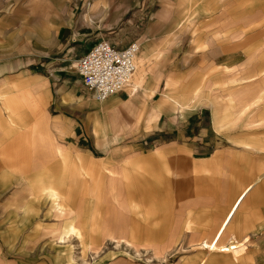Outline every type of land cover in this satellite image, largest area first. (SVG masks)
I'll list each match as a JSON object with an SVG mask.
<instances>
[{
	"label": "crops",
	"instance_id": "obj_1",
	"mask_svg": "<svg viewBox=\"0 0 264 264\" xmlns=\"http://www.w3.org/2000/svg\"><path fill=\"white\" fill-rule=\"evenodd\" d=\"M30 2L0 16V26L5 30L6 37L7 30L17 22L14 26H21L23 30L16 34L17 38L22 37L23 32L26 38L46 43L49 45L48 51L43 52L42 57L52 59H39L37 64L43 66V71L37 67L22 70L23 64L28 63L22 59L5 58L1 62L0 103L3 100V106H0V135L15 132L25 134L22 149L27 150L28 155L32 154L33 158L29 160L25 157L19 165L20 169H5L12 162L0 164V167L4 168L1 171L8 173L3 174L5 180L20 179L22 188H29L34 198L45 195L50 199L51 208L57 209L55 218L62 219H55L53 227L52 223L41 217L36 219L39 209L23 205L19 212L22 228L30 224L35 226L36 223L35 229L52 226L56 233L59 232L57 243L51 244L57 256L62 252L59 249L62 244L73 236L84 243L87 237L92 239L111 235L113 242L132 248L130 251L139 257L116 256L110 259L102 256L94 264H264L262 139L251 142L247 138L253 134L233 135L239 136L237 140L244 143L235 146L232 152L231 146H226L223 138L208 131L203 118L196 111L201 104L209 106L215 127L221 132L226 127L224 121L228 116L220 114V95L206 91L202 85L182 94L174 93L168 85L162 91L157 85H150L148 74L151 60L156 59L162 51H154L141 40L138 41V55L142 56L143 62L140 72L137 70L136 77H133L134 80L136 78L137 88L133 91L132 80L127 89L106 100H98L94 96L95 100L89 101V109L84 112L83 122L78 121L77 103L86 98L84 94L78 93L77 82L83 85V81L74 64L99 38L71 45L77 38L68 36V27L73 18L67 12L66 1L36 0L33 5ZM100 2L104 8L110 7L107 0ZM215 5L216 0H186L185 15L177 20L176 27L169 31V35L173 36L176 28L188 24L193 26L191 31L195 32L198 18ZM29 6L43 11L37 12L38 21L29 19ZM90 6L92 2L88 0L87 12L91 10ZM103 6L97 7L96 12L104 13ZM86 15L88 13L82 17L93 21V16L87 18ZM55 22L59 27H56ZM243 42L239 47H232L231 42H221L215 36H209L197 44H188L185 53L194 57L195 68L223 66L228 70L238 66L236 61L242 54L240 51H249L247 47L251 45L250 40ZM56 50L64 52L63 57L51 54ZM14 69L21 70L22 78L10 82L8 75ZM20 80H25L26 84H19ZM21 85L24 95L18 97L16 92L19 90L16 89ZM159 91L162 95L156 99ZM246 106H242V112ZM184 112H190V115L186 123L179 125L177 115L181 116ZM239 113L234 111L236 115ZM152 115L156 116L152 128L149 130L148 127L138 126L137 132L130 134L136 143L126 147H140L142 142H163L167 145L155 147L149 152H145L144 147L135 149L137 152L130 150L132 155L125 156L131 158H126L123 167L109 166V158L93 157L91 150L79 145V138L86 136L88 131L92 132L98 146L109 141V118L119 123L132 122L137 125ZM166 117L172 118L173 122ZM79 124H84V134L78 135ZM60 134H64V142L58 138ZM74 137L75 141L72 139ZM120 137L118 135L115 139ZM247 150L250 152L248 156L244 154ZM12 171L17 174H11ZM111 171L120 174L111 180L119 183L116 189L123 200L122 209L126 217L122 221L128 225H120V219L114 221L109 218L104 205L98 211L100 218L92 215L93 195H97L98 191L101 197L108 195ZM45 174H51L52 178L47 180ZM3 175L0 179H4ZM77 192L85 197L84 201L79 202L83 206L75 210L67 208L68 203L65 205L62 202L74 197ZM122 227H126L123 232L126 237L116 235L122 231ZM95 232L97 234H93ZM223 235H233L237 245L234 248L227 247L233 240L226 244L219 243ZM238 238L249 241L245 252H242L244 245L239 244ZM25 240L26 237L23 242ZM190 244L197 248L188 251ZM212 244L215 247H210ZM177 251L188 252L177 262L165 259L166 253ZM227 252H231L234 258ZM240 252L246 255L241 258ZM150 256L161 259L150 263L146 261L152 259ZM239 258L240 261H237ZM15 264L47 263L22 260Z\"/></svg>",
	"mask_w": 264,
	"mask_h": 264
},
{
	"label": "rangeland",
	"instance_id": "obj_2",
	"mask_svg": "<svg viewBox=\"0 0 264 264\" xmlns=\"http://www.w3.org/2000/svg\"><path fill=\"white\" fill-rule=\"evenodd\" d=\"M30 1V5L36 2V0ZM65 1L67 12L71 13L73 18L71 26L68 27V36L69 38H77L76 41L71 42V45L105 38L120 48L126 43L129 44L132 41L141 40L144 45H148L154 51L161 50L160 55L156 59L151 60L148 74V83L150 85H157L161 91L164 86L168 85L174 93L180 94L196 86H204L206 91L220 95L221 100L218 102L220 114L228 116L227 120L224 121L226 127L220 132L215 127L212 109L207 105L201 104L196 111L203 118L205 127L208 128L209 132L216 133L220 138H223L224 144L231 146L230 150L232 152H234L235 146L244 143L237 140L239 136L233 137V135L237 136L236 134H253V136L247 138V141L253 142L252 140L254 139L255 141H261L262 139V143H264V0H216L217 5L198 18L199 22L195 26V32L191 31L193 26L188 24L185 27L176 28L173 36L169 35V31L176 27L177 20L185 15L186 0H107L110 2L108 10L100 4L101 0H89L92 2V8L89 12L86 11L88 0ZM26 2L28 3L29 0H0V16L7 12L15 11L17 7L25 5ZM100 6H103L102 12L104 13L96 12L97 7L101 8ZM28 9L29 12L31 11L29 19L38 21L37 12L43 11L36 7H34V10L31 6ZM85 13H88L87 18L93 16V21L84 19L82 15L85 17ZM218 16L222 17L216 19L215 17ZM16 23L14 22L10 30H7L6 37L4 35L5 30L0 26V68L1 62L5 58L22 59L23 61H28L27 64H23L22 70L37 67V69L43 71V66L41 67L37 62H39V59L40 61L52 59L42 57L43 52L48 51L49 45L44 42H38L35 38H26L23 32L22 37L17 38L16 34L23 30L21 26L16 28L14 26ZM55 24L57 25L56 27H59L57 22ZM209 36H215L221 42H231L232 47H239L246 39L250 40L251 45L249 44V47H247L249 51L244 53L240 51L242 54L236 61L238 65L236 67L228 70L223 66L204 69L195 68L194 57L185 53L186 46L188 44H197ZM19 43L21 45L17 48ZM63 53L56 50L51 54L54 57H63ZM136 56H138V52ZM20 73L21 70L14 69L8 75V80L13 82L18 80L19 77L22 78ZM134 82H136V79ZM18 83L23 85L26 84V81L20 80ZM22 85L16 89L17 91L19 90V92H16L18 97L24 95L22 92L24 87ZM77 88L78 93L84 94V98H86L83 101H78L76 106L77 120L83 122L84 112L89 109V101L95 100V95L83 86L80 81L77 82ZM161 91L156 94V99L162 95ZM8 96L10 97L9 94H7ZM255 100L257 101L253 103ZM244 105L247 106L245 111L242 112V106ZM0 106H3V100ZM234 111L240 113L236 115ZM189 113L184 112L181 116L177 115L178 120L176 121L180 123L179 125L187 122ZM167 119L172 120V118ZM155 120L156 116L152 115L144 121L141 120L136 125L132 124V122L119 123L116 122V119L109 118V123L107 119V125L111 128L108 134L109 141L103 142L104 145L102 146H98L92 132L88 131L86 136L82 135V138H79V145L85 150L86 148L91 150L93 157L109 158V166L123 167L128 157L125 155H132L131 152L129 153L130 150L137 152L135 149L144 147V151L149 152L150 149L152 150L155 147L167 145L163 142L154 144L152 142H142L143 145L140 147L133 146L132 149L126 147L128 144L136 143L130 138V134L136 133L138 126L148 127L150 130ZM77 128L78 135L84 134V124H79ZM15 133L0 135V164L5 162L11 164L12 162V165L5 168L9 170L20 169L19 165H21L25 157L29 158V160L33 158L32 154L28 155L27 150L22 149L25 134H21L22 132ZM118 135L119 137L123 136V138L120 137V139L116 140L115 137ZM58 138L62 142L66 139L64 134L58 135ZM72 139L75 141L76 137ZM243 140L245 141V138ZM249 153L247 150L244 154L248 156ZM262 153L261 158L264 163V149ZM3 169V167H0V176L8 174L1 171ZM12 173L17 174L16 171H12ZM118 175L120 174L109 172L110 187L106 197H101L99 195L100 191H98L97 195H93L92 215L95 218L96 216L100 218L99 208L104 205V207H107L106 215L112 220L120 219V225H124L126 222L122 220L126 217L122 209L123 200H121L116 189L119 183L111 180V178H117ZM45 176L47 180L52 178L51 174H45ZM20 182V179L12 181L5 180V178L0 179V264H15V262H21L22 260L30 263L45 261L47 264H94L95 260L102 256L110 259L116 256H129L139 259L134 254V251H130L132 248L113 242L111 235L92 239L87 237L86 241H88V244L86 245V241L81 243L73 236L70 241L62 244V247L59 248L62 252H60V256H57L55 248L51 244L57 243L59 232L57 231L56 233L53 227L56 222L55 219L62 218H55L57 209L51 208L50 199L46 198L45 195L34 198L30 193V189L22 188ZM84 198L83 194L77 192L74 197L72 196L62 203L65 205L68 203L67 208L77 209L83 206L79 202L84 201ZM102 198H104L103 201H101ZM23 205L27 208L34 207L39 209V215L36 216V219L41 217L46 222L52 223L53 227L47 226L35 229L36 223L35 226L30 224L23 229L19 213L20 206ZM125 229L126 227H122V231H119L116 235H124ZM227 236H221L218 240L219 243L226 244L233 240V235ZM24 237H26L25 242H23ZM124 237L126 236L124 235ZM238 240L240 245H244L242 252H245L249 241H245L242 238H238ZM190 245L188 246V251H194L197 248L193 244ZM188 251L168 252L165 255L167 257L164 258L177 262ZM226 254L234 258L231 252ZM241 255V258H243L246 253H241ZM151 258V260H146L143 257V260L151 263L161 259L157 256H152ZM241 258L237 261H240Z\"/></svg>",
	"mask_w": 264,
	"mask_h": 264
},
{
	"label": "built area",
	"instance_id": "obj_3",
	"mask_svg": "<svg viewBox=\"0 0 264 264\" xmlns=\"http://www.w3.org/2000/svg\"><path fill=\"white\" fill-rule=\"evenodd\" d=\"M139 48L138 40L120 48L100 38L77 59L74 67L83 85L98 100H106L129 85L136 71L133 57Z\"/></svg>",
	"mask_w": 264,
	"mask_h": 264
},
{
	"label": "bare ground",
	"instance_id": "obj_4",
	"mask_svg": "<svg viewBox=\"0 0 264 264\" xmlns=\"http://www.w3.org/2000/svg\"><path fill=\"white\" fill-rule=\"evenodd\" d=\"M106 4V3H105ZM107 5V4H106ZM92 7L90 6L89 7V10L91 9ZM109 7H106L105 6V9H108ZM87 16V15H86ZM138 52V51H137ZM137 52L134 54V57H133V63H134V65H135V67H136V71H135V73H134V76L136 77V74L138 73V71L140 72V69H141V64H142V62H143V59H142V56L141 55H138V56H136V54H137ZM136 57V58H135ZM138 70V71H137ZM143 70V69H142ZM133 76V77H134ZM132 77V79H131V81H130V83L132 82V80H133V82L135 81L134 80V78ZM136 79V78H135ZM129 83V84H130ZM132 86H133V91L137 88V84H136V82H134V84H132ZM132 89V88H131ZM131 91V90H130ZM214 244V243H213ZM210 245V247H215L214 245ZM208 245V244H207ZM235 245H237V242L235 241V240H233L232 241V243L230 244V245H228L227 244V247L228 248H234V246ZM221 247V246H220ZM223 247V246H222ZM221 247V248H222Z\"/></svg>",
	"mask_w": 264,
	"mask_h": 264
}]
</instances>
